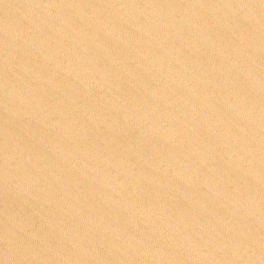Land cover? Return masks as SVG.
I'll return each instance as SVG.
<instances>
[{
  "label": "water",
  "instance_id": "water-1",
  "mask_svg": "<svg viewBox=\"0 0 264 264\" xmlns=\"http://www.w3.org/2000/svg\"><path fill=\"white\" fill-rule=\"evenodd\" d=\"M0 264H264V0H0Z\"/></svg>",
  "mask_w": 264,
  "mask_h": 264
}]
</instances>
